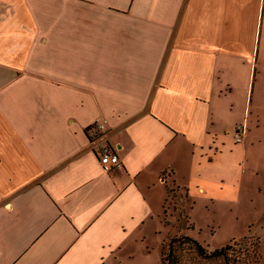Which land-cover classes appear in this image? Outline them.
<instances>
[{"label": "crops", "instance_id": "crops-1", "mask_svg": "<svg viewBox=\"0 0 264 264\" xmlns=\"http://www.w3.org/2000/svg\"><path fill=\"white\" fill-rule=\"evenodd\" d=\"M263 51L264 0H0V264H111L205 194Z\"/></svg>", "mask_w": 264, "mask_h": 264}, {"label": "rangeland", "instance_id": "rangeland-1", "mask_svg": "<svg viewBox=\"0 0 264 264\" xmlns=\"http://www.w3.org/2000/svg\"><path fill=\"white\" fill-rule=\"evenodd\" d=\"M226 108L222 127L232 129L240 123L227 133L233 151L226 149L223 159L214 164L207 192L194 197L184 187L167 185L165 208L148 214L140 227L126 235L111 264H160L170 240L184 235L200 242L207 253L228 245L246 248L258 239V264H264V67L253 73L249 90L232 91ZM239 126L247 134L243 141L234 137Z\"/></svg>", "mask_w": 264, "mask_h": 264}, {"label": "trees", "instance_id": "trees-1", "mask_svg": "<svg viewBox=\"0 0 264 264\" xmlns=\"http://www.w3.org/2000/svg\"><path fill=\"white\" fill-rule=\"evenodd\" d=\"M259 246L258 239L248 243L246 248L237 249L228 245L222 249L221 254L208 257L198 250L196 239L184 235L170 240L168 253L165 255L161 252V264H258L261 259Z\"/></svg>", "mask_w": 264, "mask_h": 264}, {"label": "built area", "instance_id": "built-area-1", "mask_svg": "<svg viewBox=\"0 0 264 264\" xmlns=\"http://www.w3.org/2000/svg\"><path fill=\"white\" fill-rule=\"evenodd\" d=\"M103 127L104 124L102 122H99L97 125L98 131H102ZM243 134H244V128L239 126L234 134L235 140L236 141L242 140ZM98 137L100 138L102 137L101 133H99ZM100 161L104 166V168H108V169L121 164V160L118 153L108 143L102 144L100 146Z\"/></svg>", "mask_w": 264, "mask_h": 264}, {"label": "water", "instance_id": "water-1", "mask_svg": "<svg viewBox=\"0 0 264 264\" xmlns=\"http://www.w3.org/2000/svg\"><path fill=\"white\" fill-rule=\"evenodd\" d=\"M196 244H197V246H198V250H199V251L201 252V254L204 255V256L212 257V256L219 255V254H221V252H222V249H218V250H215V251H213V252L206 253L205 248L202 246V244H201L200 242H198V241L196 240Z\"/></svg>", "mask_w": 264, "mask_h": 264}]
</instances>
